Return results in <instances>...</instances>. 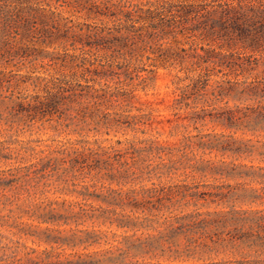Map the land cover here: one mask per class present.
Instances as JSON below:
<instances>
[{"label": "clouds", "instance_id": "clouds-1", "mask_svg": "<svg viewBox=\"0 0 264 264\" xmlns=\"http://www.w3.org/2000/svg\"><path fill=\"white\" fill-rule=\"evenodd\" d=\"M0 264H264V0H0Z\"/></svg>", "mask_w": 264, "mask_h": 264}]
</instances>
